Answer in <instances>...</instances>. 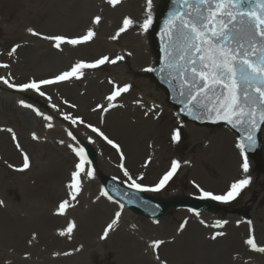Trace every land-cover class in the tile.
I'll return each mask as SVG.
<instances>
[{"label": "rangeland", "instance_id": "1", "mask_svg": "<svg viewBox=\"0 0 264 264\" xmlns=\"http://www.w3.org/2000/svg\"><path fill=\"white\" fill-rule=\"evenodd\" d=\"M157 4L158 0H153V13ZM102 5L105 8L109 7L107 13L115 22L108 21V26L115 27L114 31L107 30L105 28L107 25L104 26L103 23L102 25L91 23L94 17L93 6ZM144 8L145 0H122L116 7L109 5L107 0H0V63L10 65L7 69L0 68V76L7 77L11 74V79L15 83H24L33 78H51L68 70L77 60L94 61L104 55L109 56L110 59H114L117 55L124 56L122 61L114 65L105 64L97 69L86 70L82 79L44 86L42 91L46 93L45 96L30 90L34 102L27 103L32 104L45 115H51L52 128H48L49 122L32 109L25 108L19 103L23 109L18 110H31L30 112L39 118L37 122L29 119L25 112L12 108L10 101L0 99V129L12 128L15 131L22 149L29 154L32 163L31 168L25 172L8 168L5 161L19 166L22 164V156L16 149L11 134L0 131V200L5 202L6 208L29 216L56 215L55 209L58 204L47 203L45 206L40 201L26 196L27 183L34 175V165L45 163L50 158L49 152L42 156L37 152L38 148L30 144L29 138L32 139L33 132L43 133L46 137L48 135V142L64 140L66 145L75 143L67 136V130H71L76 135L77 141L88 142V137H92L94 142L91 144L98 152L94 164L96 167H92L95 169V176L82 177L83 190L80 194L87 202L97 199L100 194L96 173L100 168L108 169L113 177L123 183L126 180L119 167L121 163L119 153L84 125H71L69 121L63 119L61 113L81 116L86 123L100 127L109 138L117 143L120 142L125 154V166L133 177L143 173L144 179L139 182L145 185L153 186L158 183L170 168L171 161L179 160L181 162L179 170L165 187L158 192H147L153 196L167 198L173 195H200L195 184L214 194H221L227 190L233 180L241 178L243 175L240 169L241 157L235 147L237 140L235 135L227 128L199 127L194 123L179 120L171 106L167 104L165 94H162L150 78L149 72L144 71L145 68L153 67L155 64L148 31L142 33L137 26H134L121 34L118 39H111L125 16H131L138 22L142 21ZM110 9L115 10L117 14H111ZM104 20L107 19L104 18L102 21ZM29 27L45 35L61 34L69 37L83 35L91 27L97 34L88 43L77 46L65 44L62 50H57L49 41L30 35L26 31ZM93 42L102 45L96 48ZM15 44H19L20 47L13 56L9 57L7 53ZM86 44L92 46L88 48ZM129 52L132 55L128 57ZM40 58L41 62H39ZM43 61L45 62L42 63ZM109 79L121 85L129 83L132 88L119 97L114 102L117 107L107 113L100 110L89 111L97 104L107 106L105 97L112 87L108 83ZM90 84L97 90L95 91L94 88L92 91ZM64 87L68 88V93L63 90ZM85 95L88 98L85 104H81L78 100H82ZM49 96L51 101L48 100ZM65 100L69 103L65 104ZM136 100H142L144 106L137 105ZM51 104H56L57 109H53ZM70 104H75L77 107L73 109ZM152 105H156L155 110L145 116L144 112ZM135 111H138V114ZM107 115L111 116L109 120ZM102 117L103 123H101ZM121 121L127 122L130 126L125 123L124 127ZM177 127L181 128V140L173 143L171 133ZM60 130L62 134L59 133ZM3 137L8 143H10L9 138L11 139L17 153L15 158L5 157L1 143ZM261 138L263 148L259 165L255 166L249 159L250 170L247 175L252 177V183L235 200L229 203L217 201L221 204L222 210L216 214L200 213L196 216L188 210L173 209L157 223L123 209L117 226L123 225L143 239L144 254L148 260L146 264H157L147 246V242L152 239L166 241L159 249V255L167 260V264H264V254L249 250L243 243L248 235L247 221L251 220L257 242L264 245V128ZM68 153L70 160L62 162L70 172V178L64 186L65 191L77 162V158L69 148ZM185 161L188 163H184ZM100 199L112 207V213L97 226L94 242L83 251L79 257L80 261L73 259L72 250L68 248L61 247L49 252L36 248V261L33 263L32 258L30 263L24 264H60L64 260L76 264H126L127 257L124 256V252L112 245V235L108 239H100L103 229L117 210L114 202L104 197ZM76 207L77 205L74 208ZM241 211H245L248 220L241 216ZM67 214V220L60 223L56 232L66 228L68 221L76 218L75 213L73 216ZM185 220L188 221L186 227L183 231H179V225ZM217 220H226L228 223L223 228H216L213 225ZM201 221L204 223L202 224ZM237 221L240 223L237 224ZM190 222H194L193 225L202 232L203 239L199 237V240H203L202 243H196L195 237L188 239L189 233L193 235L188 228ZM76 225L78 227L79 224L76 222ZM216 231H223L225 235L213 241L210 237ZM16 239L13 231L0 229V264H18L15 252L18 245ZM64 252L71 254L53 255Z\"/></svg>", "mask_w": 264, "mask_h": 264}, {"label": "snow or ice", "instance_id": "2", "mask_svg": "<svg viewBox=\"0 0 264 264\" xmlns=\"http://www.w3.org/2000/svg\"><path fill=\"white\" fill-rule=\"evenodd\" d=\"M121 2L122 0H107V3L112 7H116ZM172 4L174 6L168 11L160 30L163 55L159 74H161V79L170 85H176L180 97L179 103L182 105L181 111L186 115L197 121L208 120L213 123L223 121L240 133L235 147L239 150L241 157L240 169L243 174L241 178L233 180L227 190L221 194H214L212 191L203 189L199 184H195V187L199 189L201 199L229 203L240 196L241 192L252 183V177L247 175L250 170L248 154L250 150L256 148L257 132L264 125V0H172ZM101 20L102 17L96 15L92 18L91 23L99 25ZM152 24L153 0H145L143 20L138 22L131 16H125L111 39H118L121 34L134 26H137L142 33H146ZM26 31L34 37L49 41L52 47L57 50H62V46L65 44L77 46L88 43L97 34L91 27L83 35L76 37L61 34L45 35L31 27ZM19 47V44L13 45L7 55L13 56ZM127 55L130 56L132 53L129 52ZM123 59V55H117L114 59L104 55L94 61L77 60L68 70L48 79L33 78L24 83H15L9 74L7 77L0 76V83L20 92L31 90L40 96H45L46 93L42 91L44 86L82 79L86 70L97 69L105 64L114 65ZM9 67L8 63H0V68L7 69ZM144 71L155 72L157 69L147 67ZM108 83L112 87L105 97L107 106L97 104L93 111L100 110L107 113L110 109L117 107L114 102L132 88L129 83L121 85L111 79ZM48 100L51 101L50 96ZM19 103L25 108L32 109L38 116L48 121V128L53 127L51 115H45L23 99ZM64 103L68 104L69 102L65 100ZM135 103L141 107L144 106L142 100H136ZM69 106L73 109L77 107L75 104ZM51 107L57 109L56 104H51ZM155 108L156 105H152L144 112V115L148 116ZM61 115L71 125H84L119 153L121 161L119 167L126 177L124 183L134 192L160 191L180 168L181 162L174 159L158 183L153 186L145 185L139 182L144 179L143 173L133 177L125 166V154L121 145L109 138L100 127L86 123L81 116H74L71 113H61ZM101 123H103V117ZM0 131L11 134V139L22 156L21 165L17 166L5 161L6 166L17 172H25L31 167V161L29 154L22 149L15 131L12 128L0 129ZM67 136L75 142L67 144V147L75 155L77 162L74 165V171L71 172V179L66 185L68 198L61 200L55 209V214L61 216L67 214L68 210L74 206L71 202L77 201L81 194L83 190L82 177L94 178L95 176V169L91 167L92 161L88 158L85 147L79 144L76 135L71 130H67ZM32 139H39L35 132L32 133ZM88 140L90 143L94 142L91 136L88 137ZM180 140L181 128H174L171 133V141L178 143ZM59 143L64 145L65 141L60 140ZM184 163H188V161ZM112 191H115L117 195L120 194L118 189L114 188ZM101 197L117 205L113 218L100 236L101 240H105L119 224L125 205L114 199L106 188H101L97 200ZM134 202L133 198H128V203ZM4 203L3 200H0V206H4ZM189 211L196 216L200 215L195 209H189ZM187 223V220L181 223L178 230L183 231ZM201 223L203 224L204 221ZM227 223L226 220H217L213 226L223 228ZM239 223L240 221H237V224ZM247 224L249 229L247 238L243 240L244 245L253 252L264 254V245L259 244L255 237L253 222L248 220ZM76 227V222L70 220L66 228L58 230V234L71 238ZM224 235L223 231H216L210 239L215 241ZM33 238H35V234H33ZM165 243L166 241L163 239H152L147 242L157 264H167V260L162 259L159 255V249ZM79 250L78 248L75 251ZM61 254L67 256L71 252L53 253V255ZM27 256L28 253H25V258Z\"/></svg>", "mask_w": 264, "mask_h": 264}, {"label": "bare ground", "instance_id": "3", "mask_svg": "<svg viewBox=\"0 0 264 264\" xmlns=\"http://www.w3.org/2000/svg\"><path fill=\"white\" fill-rule=\"evenodd\" d=\"M107 9H109V7L105 8L103 5L97 7L93 6L92 11L94 14L92 15H100L102 20L106 18L107 20H101L102 22L100 24L102 25L103 23L104 26L107 25V27H105L107 30L109 29L114 31L115 27L110 28L108 26V21L111 23H114L115 21L113 18H110L109 14L107 13L109 10L107 11ZM110 10L111 14H117L115 10ZM138 36L140 39V35ZM129 42L130 41L128 40L127 43ZM92 44L94 45L95 43L93 42ZM92 44L86 45L88 48H90ZM101 45V43H98L95 44V47L98 48ZM133 59L134 57L132 60ZM41 61L42 60L40 58L39 62ZM44 62L45 61L42 63ZM90 88L92 91H94L95 87L90 84ZM10 89L7 87V85L0 83V99H6L10 101L12 103V108L17 110L23 109L19 105V101L21 99H23L26 103L29 101L34 102L32 98L33 95H31L29 91L19 92L15 89ZM63 90L68 93L67 87H64ZM96 90L97 88H95V91ZM162 94L164 95L163 92ZM87 98L88 97L85 95L82 97V100L78 101L81 104H85ZM38 100L41 101L39 97ZM24 110L18 111L25 112L28 118L34 122L39 121V118L30 112L31 110ZM135 112L138 114V111ZM106 117L108 120L111 118L110 115H107ZM121 122L124 124V127L125 123L128 124L127 122L124 123V121ZM59 133L62 134V130H60ZM37 136L39 137L38 140L29 138L30 144L35 145L36 149L38 148L37 152L42 156L49 152L50 158L45 163L34 165V175L27 183L26 196L29 199L40 201L41 204L43 203L45 206H47V203L58 204L57 202L68 198V189L65 191L64 186L70 178V172L68 168L62 165L64 160H70V157L68 156V147L66 144L61 145L59 143L60 139L56 140L55 142H48V135L46 137V135L43 133H39ZM9 141L10 143H8V141L5 140V137H3L1 142L2 148H4L3 152L5 157L13 159L16 157L17 153L10 138ZM226 164L228 163L226 162ZM99 172L104 175H112L106 168H100ZM71 203H73L74 206L71 207V210H68L67 215L73 216V213H75L76 218L74 220H76L79 225L70 239H68L66 236L62 237L58 234V232H56L60 226V223L67 220L66 215L60 217L58 215L45 216L33 214L32 216H29L26 214H21L16 210L8 209L5 207V205L0 206V229L4 228V230H11L16 234L17 237L16 242L18 245L15 248V252L17 254L16 262L18 264L30 263L32 258L34 263V261H36V248H39L40 250L44 249L46 252H49L53 249H60L61 247H64V249L68 248L72 250L73 259L80 261L79 257H81L83 254V251L94 242L97 226L103 219H108L110 217V214L112 213V207L102 199H93L90 202H87L84 197H81V195H79L77 201ZM76 205L77 207L74 208ZM82 207L85 209L81 210ZM193 224L195 223L190 222L188 225L189 231L193 234L191 235L189 233L188 239L195 237L196 243H202L203 240H199V237L202 238V232H200L199 229ZM33 234H35V238H33ZM109 236L112 237V245L124 252V256L127 257L126 264H146L148 262L147 256L144 254L143 239L138 234H134L130 230H127L125 226L119 225L115 228V230L110 232ZM30 240L31 243H29ZM78 248L80 250L75 251ZM39 252L40 251H38V253ZM25 253H28L27 258H25ZM18 256H23L24 258ZM60 264H76V262L64 260Z\"/></svg>", "mask_w": 264, "mask_h": 264}, {"label": "water", "instance_id": "4", "mask_svg": "<svg viewBox=\"0 0 264 264\" xmlns=\"http://www.w3.org/2000/svg\"><path fill=\"white\" fill-rule=\"evenodd\" d=\"M173 6L174 5L172 4V0H164L160 10L156 14V20L151 27V31H150L151 45H152V49H153V52L157 60L156 66L154 67L157 69V71L151 72V76L153 79L156 80V82L158 83L160 87L165 89L167 93L168 102L173 104L175 111L182 118L196 121L199 124H209V125L227 124L226 122H223V121L216 122V123H213L208 120L197 121V120L192 119V117H189L188 115H186L185 112L181 111L182 105L179 103L180 97L178 95L176 85L175 84L170 85L165 80L161 79V74H159V68L161 66V57L163 54L161 52L162 43H161V37H160V30L163 27V21L167 17L168 11H170ZM228 126L231 127L230 125ZM233 130L237 133L239 137L240 133L236 129H233ZM259 131L257 132L256 148L254 150L249 151V155L255 161H257L259 158L260 146H261V140L258 137ZM85 149L88 153V158L91 161H94L95 160V150L90 145H85ZM100 180L103 185V188L108 189L109 194L112 195L115 199H118L121 203H124L125 206L130 207L134 211L143 213L152 219H156L162 216L165 213V211L170 207L185 206V207H191L197 210H200V209H204L208 211L217 210V206L215 204L208 202L204 199L197 198V197H186V198L174 197L170 199H157L149 195H146L142 192H134L132 189H129L127 186H122L121 184H119L112 177L100 176ZM114 188L119 190V193H120L119 195H117L115 191H112V189ZM129 197L133 198L135 202L128 203Z\"/></svg>", "mask_w": 264, "mask_h": 264}]
</instances>
